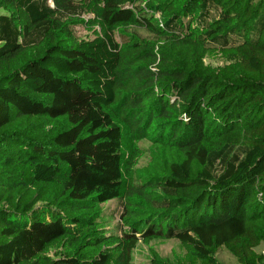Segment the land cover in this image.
I'll list each match as a JSON object with an SVG mask.
<instances>
[{
  "label": "trees",
  "instance_id": "16d2710c",
  "mask_svg": "<svg viewBox=\"0 0 264 264\" xmlns=\"http://www.w3.org/2000/svg\"><path fill=\"white\" fill-rule=\"evenodd\" d=\"M0 8V264H131L167 239L184 255L150 264H264V0ZM124 127L149 142L126 182Z\"/></svg>",
  "mask_w": 264,
  "mask_h": 264
},
{
  "label": "rangeland",
  "instance_id": "374dc122",
  "mask_svg": "<svg viewBox=\"0 0 264 264\" xmlns=\"http://www.w3.org/2000/svg\"><path fill=\"white\" fill-rule=\"evenodd\" d=\"M52 4V2H51ZM0 12L3 9L0 8ZM84 18L92 17L91 14H85ZM104 29L98 24L87 23L84 25L76 26L75 34L78 37H92L95 34L102 33ZM234 60V57L228 56H215L205 58V62L213 67H218L224 63ZM124 135L122 139L121 155L123 165V182H126L130 176L134 175V171L140 169L147 163L149 142L146 140L137 141L135 136L130 133L125 127L123 128ZM118 201H111L105 204L103 222L106 228H114L119 223L120 207ZM112 213V214H111ZM113 215L115 218H113ZM263 246L257 250L261 251ZM153 251H156L161 257L170 261L180 259L185 250L177 240H151L148 243L139 242L136 246L131 264H150ZM214 256L222 264H238L236 259L223 247L214 251Z\"/></svg>",
  "mask_w": 264,
  "mask_h": 264
}]
</instances>
